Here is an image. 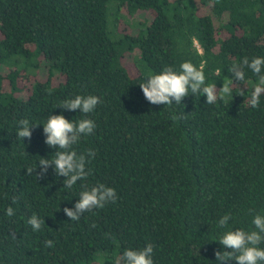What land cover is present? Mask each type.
<instances>
[{
    "label": "trees",
    "instance_id": "trees-1",
    "mask_svg": "<svg viewBox=\"0 0 264 264\" xmlns=\"http://www.w3.org/2000/svg\"><path fill=\"white\" fill-rule=\"evenodd\" d=\"M245 56L264 57V0H0V264H114L148 243L154 264H217L215 251L229 250L219 218L252 230L264 215V96L247 102L256 77L216 104L190 93L152 105L139 84L191 61L219 89ZM78 94L103 102L87 117L59 107ZM60 114L96 124L73 146L96 155L71 189L54 166L44 179L26 170L54 157L43 124ZM23 119L37 125L31 140L17 136ZM101 183L116 203L71 221L63 209Z\"/></svg>",
    "mask_w": 264,
    "mask_h": 264
},
{
    "label": "clouds",
    "instance_id": "clouds-1",
    "mask_svg": "<svg viewBox=\"0 0 264 264\" xmlns=\"http://www.w3.org/2000/svg\"><path fill=\"white\" fill-rule=\"evenodd\" d=\"M250 71L256 77V83L250 93L248 104L252 108H258L260 98L264 96V57L255 56L251 59L245 56L241 61L233 63L228 69L231 78L223 82V86L217 89L216 84L207 83L204 71L198 68L191 61H184L176 69L173 66H165L161 72L150 74L139 86L144 98L152 105H172L182 104V100L192 95L202 94L206 96L207 104H216L232 96L233 83H242L246 79L247 72ZM243 89L240 95H244ZM100 97L95 95H75L73 98L65 99L60 108L68 111L79 110L87 117V114L95 111L98 104L102 103ZM176 115L173 120L178 119ZM33 125L29 120L19 121L17 136L24 140H31ZM96 129L95 122L90 118H81L78 121L67 119L63 114L50 115L46 123L43 124V132L46 137L45 143L49 148H55L54 157L41 158L38 162L39 172L33 168H27V174L35 173L37 179H44L47 176L49 167L54 166V172L58 177H64L63 185L71 189L78 181L85 180L90 170L87 168L91 159L95 158L96 152L88 149L84 153H77L74 145L78 144L83 136L94 134ZM118 197L116 190L104 184H97L92 187L83 186L79 193V199L73 208L63 209L66 216L71 221H79L82 214L90 212L96 208H103L108 203H116ZM15 203V201H13ZM6 215H14V209L9 206ZM232 215L225 214L216 222L218 229H227L219 237V244L226 251H215L217 264H226L228 261H235L236 264H264V215L256 214L253 217L252 230L236 228L229 229V221ZM45 223L36 214L28 219L34 231H40ZM95 225H93L94 227ZM15 239V233H12ZM45 247H54V242L49 239L45 241ZM154 245L148 243L144 248L135 250L126 249L118 256L114 264H154L153 260Z\"/></svg>",
    "mask_w": 264,
    "mask_h": 264
},
{
    "label": "rangeland",
    "instance_id": "rangeland-1",
    "mask_svg": "<svg viewBox=\"0 0 264 264\" xmlns=\"http://www.w3.org/2000/svg\"><path fill=\"white\" fill-rule=\"evenodd\" d=\"M124 21H127L128 23H130L131 25L135 26L137 23V19H135L134 17H129V16H125L124 17ZM195 46L198 48L199 51H201V48L199 47V45L195 42Z\"/></svg>",
    "mask_w": 264,
    "mask_h": 264
}]
</instances>
